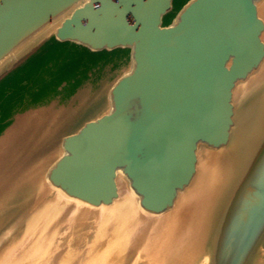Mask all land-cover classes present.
<instances>
[{
	"label": "water",
	"instance_id": "95a60500",
	"mask_svg": "<svg viewBox=\"0 0 264 264\" xmlns=\"http://www.w3.org/2000/svg\"><path fill=\"white\" fill-rule=\"evenodd\" d=\"M0 264H264V0H0Z\"/></svg>",
	"mask_w": 264,
	"mask_h": 264
},
{
	"label": "rangeland",
	"instance_id": "374dc122",
	"mask_svg": "<svg viewBox=\"0 0 264 264\" xmlns=\"http://www.w3.org/2000/svg\"><path fill=\"white\" fill-rule=\"evenodd\" d=\"M186 1H188V0H174V6H175V9H179ZM56 49H58V48H55V49H53V51L54 50H56ZM65 51H67L66 49H62L61 51H60V53L62 54V55H67V57H69L70 56V58H72L73 57V54L71 53V52H65ZM81 58L83 59V60H85L87 63H90V62H92V61H94V60H96V59H98V58H100V55H98V56H91V55H83V56H81Z\"/></svg>",
	"mask_w": 264,
	"mask_h": 264
},
{
	"label": "bare ground",
	"instance_id": "6f19581e",
	"mask_svg": "<svg viewBox=\"0 0 264 264\" xmlns=\"http://www.w3.org/2000/svg\"><path fill=\"white\" fill-rule=\"evenodd\" d=\"M124 211H125V212H128V211H129V209L127 208V209H125ZM129 212H130V211H129Z\"/></svg>",
	"mask_w": 264,
	"mask_h": 264
}]
</instances>
